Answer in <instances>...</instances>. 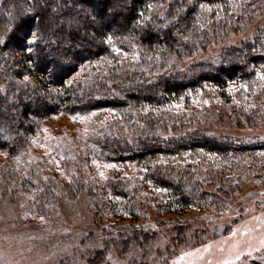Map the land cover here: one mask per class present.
Returning a JSON list of instances; mask_svg holds the SVG:
<instances>
[{
  "label": "trees",
  "instance_id": "trees-1",
  "mask_svg": "<svg viewBox=\"0 0 264 264\" xmlns=\"http://www.w3.org/2000/svg\"><path fill=\"white\" fill-rule=\"evenodd\" d=\"M42 2L0 4V155L12 161L0 164V198L10 190L26 204L28 195L31 214L52 218L60 195L85 194L94 247L74 252L86 264H113L111 253L123 259L131 250L140 257L132 264H169L188 238L216 236L203 218L176 215L195 208L218 219L263 176L264 138L205 125L260 126L264 24L211 61L199 58L263 18L264 0ZM231 85L238 88L230 93ZM212 92L226 101L211 114L178 105ZM60 116L86 123L77 141L40 137L46 121ZM36 143L57 168L30 157ZM130 163L146 166L140 181L113 176L98 190L94 165ZM149 188L165 194V205L155 206ZM164 209L175 216L156 218ZM112 218L128 224L107 226ZM249 264H264V251Z\"/></svg>",
  "mask_w": 264,
  "mask_h": 264
},
{
  "label": "rangeland",
  "instance_id": "rangeland-1",
  "mask_svg": "<svg viewBox=\"0 0 264 264\" xmlns=\"http://www.w3.org/2000/svg\"><path fill=\"white\" fill-rule=\"evenodd\" d=\"M3 1L0 0V4ZM42 5L49 6V0H43ZM262 24H264V17L256 24L248 26L241 34L230 35L224 43L212 44L205 53L201 54L199 59L211 61L210 58L218 56L224 47L238 44L254 33ZM176 64L179 68L185 66L183 63L175 62L174 65ZM237 88V86L231 85L230 93ZM233 95L232 98H235L233 99L235 101H238L241 96ZM194 99L187 103L181 100L178 105L181 109L186 108L189 111L211 114L217 106L226 101L225 96L216 92L195 94ZM261 114L262 122L255 128H240L232 124L220 126L218 122L212 124L211 121L205 126L215 134L264 138V112ZM106 115L109 114L106 113ZM86 128V123L67 116H60L46 121L40 137L58 138L61 136L68 143L77 141L81 131ZM260 154L264 158V152ZM36 155H42L41 158L46 162L44 168L50 170L57 168V162H54L52 157H47L49 151L43 147V144L36 143L32 147L30 157L33 158ZM10 160V158L7 159L0 155L1 165L12 162ZM94 166L97 174L93 176V179L97 180L96 185L99 191L102 190L105 181L113 176L133 177L140 181L142 173L146 169V166L137 163L121 166ZM262 175L261 180L247 185L244 190L240 191L235 200L231 201L226 213L218 219L210 221L207 213L203 214L195 208L176 215L187 218H203L208 222H205L204 229H212L216 232V236L207 235L201 242L196 241L199 237H196L197 239L188 238L186 242L180 244L181 246L175 251L169 264H249L261 254L264 251V171ZM147 193L158 198L159 201H155V206L165 205L164 201H167V198L161 191L149 188ZM6 194L0 198V264H86L82 257L74 252L78 247L87 249L93 243L92 238L89 239L90 233L94 229L92 209L85 194L79 195L75 199L60 195L57 201V212L52 218L31 214L28 208L30 198L28 195L25 197L26 204H21L13 198L10 190ZM171 211L173 210L171 209ZM174 216L175 213L164 209L156 218L166 219ZM127 224L128 221L112 218L107 226L118 228ZM95 235L97 234H93L94 238ZM160 240L156 239V247L162 245L163 242H159ZM95 247H97L96 249L102 248L100 245ZM108 257L113 264H132L134 259L140 258L133 250L128 251V255L123 259H118L114 253ZM69 259L73 262L71 263Z\"/></svg>",
  "mask_w": 264,
  "mask_h": 264
},
{
  "label": "snow or ice",
  "instance_id": "snow-or-ice-1",
  "mask_svg": "<svg viewBox=\"0 0 264 264\" xmlns=\"http://www.w3.org/2000/svg\"><path fill=\"white\" fill-rule=\"evenodd\" d=\"M34 43H35L34 40H30V41H28V44H29V45L34 44ZM27 50H28V51H32V48L29 47Z\"/></svg>",
  "mask_w": 264,
  "mask_h": 264
}]
</instances>
